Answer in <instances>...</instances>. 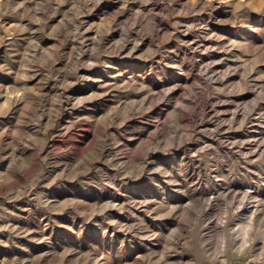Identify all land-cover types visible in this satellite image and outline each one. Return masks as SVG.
<instances>
[{
	"label": "rangeland",
	"instance_id": "rangeland-1",
	"mask_svg": "<svg viewBox=\"0 0 264 264\" xmlns=\"http://www.w3.org/2000/svg\"><path fill=\"white\" fill-rule=\"evenodd\" d=\"M263 237L264 0H0V264H264Z\"/></svg>",
	"mask_w": 264,
	"mask_h": 264
},
{
	"label": "bare ground",
	"instance_id": "bare-ground-1",
	"mask_svg": "<svg viewBox=\"0 0 264 264\" xmlns=\"http://www.w3.org/2000/svg\"><path fill=\"white\" fill-rule=\"evenodd\" d=\"M262 241H263V250H264V237H263ZM247 245H248V240H246V238H244L243 242L241 243V246H240V251L245 250Z\"/></svg>",
	"mask_w": 264,
	"mask_h": 264
}]
</instances>
